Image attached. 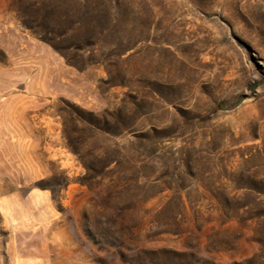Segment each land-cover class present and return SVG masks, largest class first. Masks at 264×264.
Returning <instances> with one entry per match:
<instances>
[{
	"label": "rangeland",
	"instance_id": "rangeland-1",
	"mask_svg": "<svg viewBox=\"0 0 264 264\" xmlns=\"http://www.w3.org/2000/svg\"><path fill=\"white\" fill-rule=\"evenodd\" d=\"M16 184L51 264H264V0H0Z\"/></svg>",
	"mask_w": 264,
	"mask_h": 264
},
{
	"label": "crops",
	"instance_id": "crops-1",
	"mask_svg": "<svg viewBox=\"0 0 264 264\" xmlns=\"http://www.w3.org/2000/svg\"><path fill=\"white\" fill-rule=\"evenodd\" d=\"M16 187L11 193L0 194L2 226L8 236L4 242L0 238V264H51L43 244L40 210L48 196L36 190L21 196L20 185Z\"/></svg>",
	"mask_w": 264,
	"mask_h": 264
}]
</instances>
